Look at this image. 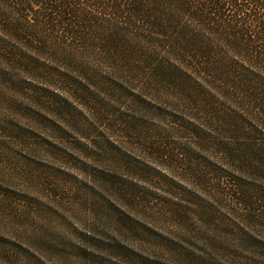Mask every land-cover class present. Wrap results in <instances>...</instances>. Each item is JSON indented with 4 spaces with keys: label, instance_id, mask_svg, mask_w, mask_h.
I'll return each mask as SVG.
<instances>
[{
    "label": "trees",
    "instance_id": "obj_1",
    "mask_svg": "<svg viewBox=\"0 0 264 264\" xmlns=\"http://www.w3.org/2000/svg\"><path fill=\"white\" fill-rule=\"evenodd\" d=\"M61 177L79 264H264V0H0V239Z\"/></svg>",
    "mask_w": 264,
    "mask_h": 264
},
{
    "label": "rangeland",
    "instance_id": "obj_2",
    "mask_svg": "<svg viewBox=\"0 0 264 264\" xmlns=\"http://www.w3.org/2000/svg\"><path fill=\"white\" fill-rule=\"evenodd\" d=\"M36 163H40V160L37 159ZM67 178H60L62 186H56L51 193L52 197H47V194L38 195L39 197L25 196L16 192L14 200H23V205L28 208L29 219L24 223L22 233L21 230L18 232V236L11 235L5 240L0 239V249L6 252L0 258V264H79L75 260L79 256V248L84 250L87 247V250L93 251L92 244L85 238L112 235L111 228L101 218L106 215L104 211L79 203L81 197L88 198V189L74 182L70 194L63 186L67 184ZM92 212L94 216L90 214ZM121 235L123 234L120 233L119 236ZM121 239H125V236ZM99 262L128 264V261H119L114 257H103Z\"/></svg>",
    "mask_w": 264,
    "mask_h": 264
}]
</instances>
